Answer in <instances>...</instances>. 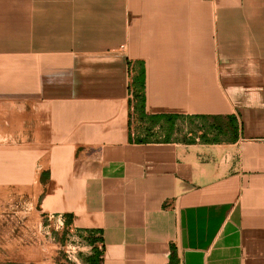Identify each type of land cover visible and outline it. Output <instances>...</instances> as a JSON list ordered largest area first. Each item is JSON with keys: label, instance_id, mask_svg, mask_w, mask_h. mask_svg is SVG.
I'll list each match as a JSON object with an SVG mask.
<instances>
[{"label": "crops", "instance_id": "1", "mask_svg": "<svg viewBox=\"0 0 264 264\" xmlns=\"http://www.w3.org/2000/svg\"><path fill=\"white\" fill-rule=\"evenodd\" d=\"M50 214L102 264H264V0H0V239Z\"/></svg>", "mask_w": 264, "mask_h": 264}, {"label": "rangeland", "instance_id": "2", "mask_svg": "<svg viewBox=\"0 0 264 264\" xmlns=\"http://www.w3.org/2000/svg\"><path fill=\"white\" fill-rule=\"evenodd\" d=\"M58 216L47 215L40 234H33L32 226L16 224L11 217L9 238L0 239V264H84L83 255L91 251L86 244L88 230L65 219L61 226Z\"/></svg>", "mask_w": 264, "mask_h": 264}, {"label": "trees", "instance_id": "3", "mask_svg": "<svg viewBox=\"0 0 264 264\" xmlns=\"http://www.w3.org/2000/svg\"><path fill=\"white\" fill-rule=\"evenodd\" d=\"M144 76L143 73L139 75L138 79L133 80L132 85L134 87H137L138 90L144 89ZM139 94H137L138 96ZM139 105L136 107V109L140 112V117L143 118L145 117L144 113V99L143 97H139ZM149 119L153 122V124L157 123V118L153 119L149 116ZM165 119L168 121L169 126L166 127L164 130V136L162 139L164 141H171L173 138V134L175 133L176 130V123L179 119L183 120V117L180 115H167L165 116ZM200 119L202 121L201 125H196L195 120ZM212 120V121H211ZM187 122L190 126V130L192 133L190 135V139H187L185 137V140L187 141H195V138L193 137L194 134V127L197 126L198 129H203L202 133L200 134L199 138L201 141H209V133L212 131H216L217 133H224L226 130L234 132L235 127L233 122L231 121L228 126H225L224 124H221L218 122L217 117H208V116H201V117H188ZM140 141H145V138L139 139ZM86 244L91 246V253L88 255H83L82 260L84 264H102V252L97 248L96 242L100 239L98 237L94 236V231L88 230L87 235H86Z\"/></svg>", "mask_w": 264, "mask_h": 264}, {"label": "built area", "instance_id": "4", "mask_svg": "<svg viewBox=\"0 0 264 264\" xmlns=\"http://www.w3.org/2000/svg\"><path fill=\"white\" fill-rule=\"evenodd\" d=\"M59 217V223H60V225L61 226H64V218L61 216V215H59L58 216ZM98 236H100L99 234H98ZM88 245V244H87ZM91 248V247H90Z\"/></svg>", "mask_w": 264, "mask_h": 264}]
</instances>
